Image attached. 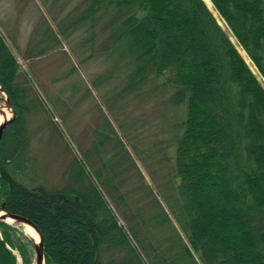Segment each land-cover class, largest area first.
Instances as JSON below:
<instances>
[{"label": "trees", "instance_id": "16d2710c", "mask_svg": "<svg viewBox=\"0 0 264 264\" xmlns=\"http://www.w3.org/2000/svg\"><path fill=\"white\" fill-rule=\"evenodd\" d=\"M211 2L264 78V0ZM80 4L74 24H89L90 34L98 28L106 38L109 29L113 50L128 58L114 92L161 96L178 109L181 133L164 138L165 156L158 157L131 139L118 105L123 137L102 114L96 137L80 150L91 174L73 157L62 186L35 183L26 172L32 163L26 116L42 104L0 34V85L16 115L0 140V207L38 226L45 264H264V87L228 33L204 0ZM60 30L65 36L67 29ZM163 161L171 165L164 182L154 171ZM214 202L217 210H207ZM14 230L0 222V264L17 262ZM17 249L27 261L29 253Z\"/></svg>", "mask_w": 264, "mask_h": 264}, {"label": "rangeland", "instance_id": "374dc122", "mask_svg": "<svg viewBox=\"0 0 264 264\" xmlns=\"http://www.w3.org/2000/svg\"><path fill=\"white\" fill-rule=\"evenodd\" d=\"M81 1L0 0V34L15 56L24 78L32 81V91L42 104L26 116L30 134L32 132L29 145L32 163L26 172L36 178L35 183L52 187L63 185L65 171L73 157L82 162L91 174L80 150L88 149L96 137L95 130L100 125L102 114L109 118L119 137H123L124 132L114 118L113 109L118 105L120 108L116 113L131 139L143 148L149 147L151 151L155 148L153 150L158 157L165 156L164 138H173L181 133L176 127L180 118L178 109L163 103L161 96L150 99L143 93L132 98V91L125 90L120 98L114 92L112 86L117 84L116 80L129 70L128 58L113 50L109 29L106 30V38L98 33V28L97 35H94V29L90 34L87 31L89 24H74L79 17L77 14L84 9ZM207 7L264 87V78L231 35L212 3ZM60 29H67L65 36ZM53 33L58 37L57 43H50ZM42 47L43 54L35 56ZM110 75L112 79H108ZM137 135L142 138H139L141 143ZM146 136L149 140L145 139ZM168 149L171 151L170 146ZM147 160L152 167V160ZM137 165L148 182L145 164L137 161ZM169 166V161L154 163L155 178H163V182L167 180L165 175L171 171ZM133 179L127 181L129 189ZM206 209L215 212L216 202L207 204ZM117 218L125 226L119 215ZM9 225L16 229L10 231L16 244L11 249L16 264H34L35 253L28 236L17 224ZM18 244L29 253L27 261L17 249Z\"/></svg>", "mask_w": 264, "mask_h": 264}, {"label": "water", "instance_id": "95a60500", "mask_svg": "<svg viewBox=\"0 0 264 264\" xmlns=\"http://www.w3.org/2000/svg\"><path fill=\"white\" fill-rule=\"evenodd\" d=\"M4 96V99L0 97V117L2 122H0V140L3 134L4 129L15 119L16 115L13 110V106L11 101L4 90V88L0 85V96ZM5 108V110H4ZM8 111V114L6 112ZM0 222H5L8 224H17V225H29L33 229L37 230L39 234V242L34 241L32 238L28 237L35 253V261L34 264H45V256H44V245H43V234L38 226L29 218L10 213L4 209L3 205L0 207ZM12 222V223H10ZM3 240V239H2ZM11 250V249H10ZM12 251V250H11Z\"/></svg>", "mask_w": 264, "mask_h": 264}, {"label": "bare ground", "instance_id": "6f19581e", "mask_svg": "<svg viewBox=\"0 0 264 264\" xmlns=\"http://www.w3.org/2000/svg\"><path fill=\"white\" fill-rule=\"evenodd\" d=\"M205 3L211 7V1L210 0H204ZM4 99V96H0ZM5 110V108H4ZM7 114H8V111L6 110ZM0 120H1V117H0ZM12 223V222H10ZM19 228H21L22 232L25 233L28 237L32 238L34 241L36 242H39V234L37 232V230L33 229L32 227H30L29 225H18Z\"/></svg>", "mask_w": 264, "mask_h": 264}, {"label": "snow or ice", "instance_id": "6c2138e0", "mask_svg": "<svg viewBox=\"0 0 264 264\" xmlns=\"http://www.w3.org/2000/svg\"><path fill=\"white\" fill-rule=\"evenodd\" d=\"M0 122H2V121H0Z\"/></svg>", "mask_w": 264, "mask_h": 264}]
</instances>
